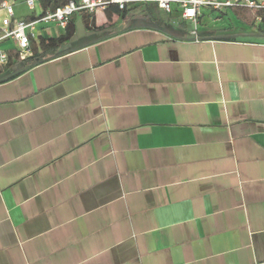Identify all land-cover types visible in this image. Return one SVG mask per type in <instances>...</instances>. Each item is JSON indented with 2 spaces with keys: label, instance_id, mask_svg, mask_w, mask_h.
I'll list each match as a JSON object with an SVG mask.
<instances>
[{
  "label": "crops",
  "instance_id": "1",
  "mask_svg": "<svg viewBox=\"0 0 264 264\" xmlns=\"http://www.w3.org/2000/svg\"><path fill=\"white\" fill-rule=\"evenodd\" d=\"M146 1L0 68V264H264L262 21Z\"/></svg>",
  "mask_w": 264,
  "mask_h": 264
},
{
  "label": "built area",
  "instance_id": "2",
  "mask_svg": "<svg viewBox=\"0 0 264 264\" xmlns=\"http://www.w3.org/2000/svg\"><path fill=\"white\" fill-rule=\"evenodd\" d=\"M30 9L36 10L35 0H23ZM134 0H69L64 6L55 10L48 9L44 11L39 5L41 13L32 14L28 17L16 18L15 4L17 0H0V11L4 15L0 19V28L3 39H13L17 43L20 57L25 58L32 53L31 40L36 37V26L40 22L55 23L61 28L67 27L71 16L78 11H87L95 13L98 10H105L112 6H118L120 9ZM155 1L160 9L166 13H173L175 8L180 11L182 18L194 23L192 34H197L198 19L202 14V9L215 8L223 9L232 7L236 9H246L255 13L256 21H262L259 12L264 11V0H152ZM8 54L0 49V68L8 63Z\"/></svg>",
  "mask_w": 264,
  "mask_h": 264
},
{
  "label": "trees",
  "instance_id": "3",
  "mask_svg": "<svg viewBox=\"0 0 264 264\" xmlns=\"http://www.w3.org/2000/svg\"><path fill=\"white\" fill-rule=\"evenodd\" d=\"M39 2L43 10L47 11L48 9L55 10L58 7L64 6L69 2V0H39ZM143 4H145V10L149 13L151 18L154 19L156 22L160 23V14L162 11L158 7L157 3L155 1H146ZM128 12L129 8H127V6L124 9H120L118 6L106 9V15L109 20L111 19V16L114 13L125 16ZM259 13L261 14L263 20L259 25H257V29L259 32L264 34V11H261ZM78 15L82 16L88 28H91L93 25L96 26L94 14L89 13L87 11H79L77 13H74L71 16L64 33L56 37H45L44 35H40L38 40H32V54L26 56L25 58L20 57L19 50H9V59L5 67V69L9 71L8 76L17 75L22 71L57 55L60 52V48L74 35ZM238 15L242 17V15ZM251 22L253 23L254 20H251Z\"/></svg>",
  "mask_w": 264,
  "mask_h": 264
},
{
  "label": "rangeland",
  "instance_id": "4",
  "mask_svg": "<svg viewBox=\"0 0 264 264\" xmlns=\"http://www.w3.org/2000/svg\"><path fill=\"white\" fill-rule=\"evenodd\" d=\"M36 2V10H32L29 8V6L26 4L25 1H17L15 4V11L17 13V16L19 17H28L31 16L32 14H36L39 15L41 13V9L39 7V3L38 0H35ZM223 12H226V14L222 15L223 16V21H235V15H234V11L231 8L228 9H222ZM211 14H207L203 17V25L205 26H212V25H216V24H220V23H214L212 21V18L210 17ZM214 15H220V12H214ZM244 15V14H243ZM45 25H50V23L45 24L43 23H38L36 26V35L38 36L39 34V30L42 29L43 26ZM189 27H192V25L190 24ZM3 34V31L0 30V36ZM0 48L1 50L8 52L11 49H15L14 44L12 41L10 40H2L0 43Z\"/></svg>",
  "mask_w": 264,
  "mask_h": 264
}]
</instances>
